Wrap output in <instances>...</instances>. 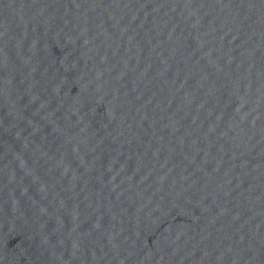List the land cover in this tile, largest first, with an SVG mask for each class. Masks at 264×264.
Segmentation results:
<instances>
[{"label": "water", "instance_id": "water-1", "mask_svg": "<svg viewBox=\"0 0 264 264\" xmlns=\"http://www.w3.org/2000/svg\"><path fill=\"white\" fill-rule=\"evenodd\" d=\"M0 264H264V173L164 0H0Z\"/></svg>", "mask_w": 264, "mask_h": 264}]
</instances>
